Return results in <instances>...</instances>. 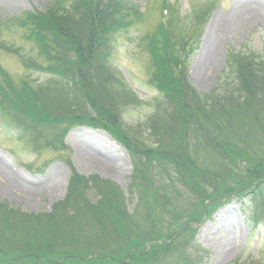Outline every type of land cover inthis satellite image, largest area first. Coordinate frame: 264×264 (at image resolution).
Returning <instances> with one entry per match:
<instances>
[{
  "label": "trees",
  "instance_id": "trees-1",
  "mask_svg": "<svg viewBox=\"0 0 264 264\" xmlns=\"http://www.w3.org/2000/svg\"><path fill=\"white\" fill-rule=\"evenodd\" d=\"M108 1L65 0L61 8L28 13L19 20L25 41L41 58L37 61L21 56L22 63L50 80L33 87L24 78L13 80L0 66V111L5 116V110L11 112L7 104L19 107L17 102L29 100L38 113L35 119L30 116L32 120L26 121L34 129V139L28 140L34 149L39 147L38 138L43 134L40 128L55 126L56 119L109 133L136 166L131 192L145 194V200L151 194L152 202L160 204V220L152 228L137 231L135 240H124L130 264H169L171 257L176 256L180 264H193L184 253L166 249L169 242L174 245L181 238L182 230L172 226L165 231V227L175 220V225L177 221L180 225L188 218L200 222L205 211L199 216L195 212L185 217L170 216L176 214L171 211L177 205L172 197H179L181 192L170 187V183L179 182L196 205L209 200L207 217L213 214L217 201L250 192L254 198L252 221L264 225V193L259 189L264 187V72L258 70L260 65L234 54L233 82L238 87L231 88V81L224 93L215 92L204 98L190 85L184 70L174 76L176 49L171 42V29L169 32L161 23L158 33L148 38L155 68L151 82L169 100L174 122L151 146L121 125L119 93L110 83L115 72L105 67V47L109 46L107 36L116 31V21L131 23L134 17L128 21L130 16L120 13L124 3L107 5ZM125 9L129 12L128 6ZM180 54L186 58L188 52ZM43 62L47 64L44 66ZM21 90L31 92V98H22ZM15 117L24 123V117ZM172 170L175 177L169 173ZM91 180L73 175L68 195L51 214H23L0 204V264H121L119 259L103 258L107 231L101 224L105 220L117 227L112 217L119 221L125 217L124 194L113 182L97 176ZM89 182L103 196L99 202L103 221L93 220L89 202L83 197L82 189ZM46 250L57 252L59 257L30 259V252L40 254Z\"/></svg>",
  "mask_w": 264,
  "mask_h": 264
},
{
  "label": "rangeland",
  "instance_id": "rangeland-1",
  "mask_svg": "<svg viewBox=\"0 0 264 264\" xmlns=\"http://www.w3.org/2000/svg\"><path fill=\"white\" fill-rule=\"evenodd\" d=\"M18 1L20 3L16 4ZM64 1L0 0V44H4L0 47V66L13 80L24 78L33 87L50 80L46 74L28 69L22 63L21 56L37 61L41 58L25 41L18 22L28 13H46L55 7L61 8ZM256 1L262 10H243L249 7L248 0H109L107 5L124 3L120 13L129 15L128 21L134 17L131 23L118 24L116 21V31L107 36L109 46L105 47L104 63L107 69L115 72L110 83L119 93L123 128L137 133L141 141L154 146L158 135L174 122L170 117L169 100L151 82L155 68L148 38L158 33L161 23L169 32L171 29V42L176 49L174 76L178 77L184 70L190 85L204 98L215 92L224 93L231 81V88L238 87L236 81L233 82L234 54L244 56L242 58L248 59V63L260 65L258 70L264 72V0ZM127 6L129 12L125 9ZM125 18L126 15L124 21ZM180 51L182 55L188 52L186 58L181 57ZM46 64L43 62L44 66ZM31 95V92L21 90L22 98H31ZM23 101L17 102L19 107L7 104L11 112L5 110V116L0 111V168L18 182L17 187H5L0 172V204L23 214L47 215L68 195L73 175L90 181L97 176L113 182L124 194L126 205L125 217L120 221L112 217L117 227L106 224L99 206L103 196L95 184L89 182L82 189L83 197L89 202L93 220H104L101 225L107 231L104 245L107 251L103 252V258L130 264L125 255L128 249H124L127 244L124 240H135L137 231L152 228L156 220H160V204L152 202L151 194L145 200V194L130 190L135 166L130 155L109 133L61 119H56L53 127L40 128L43 134L38 138L39 147L34 149L28 142L34 139V129L26 121L35 119L38 113L29 100ZM71 115L83 116L80 113ZM15 116L24 117V123ZM169 173L174 176L173 170ZM172 186L181 192L179 197L177 194L172 197L176 198L177 205H173L171 211L176 214L170 216L185 217L192 212L199 216L203 211L205 216L197 223L192 222L194 218H188L180 225L179 221L175 225L176 220L172 225L167 224L165 231L173 226L180 228L182 235L174 245L169 242L166 249L177 251L176 254L184 253L193 264H264V225L252 221V193L217 201L213 214L207 217L209 200L196 205V200L186 195L179 182L176 185L170 183ZM259 189L264 193V187ZM256 193L259 199V192ZM30 253V259L35 260L39 256L59 257L57 252L50 250ZM168 263L180 264L177 256L171 257Z\"/></svg>",
  "mask_w": 264,
  "mask_h": 264
},
{
  "label": "bare ground",
  "instance_id": "bare-ground-1",
  "mask_svg": "<svg viewBox=\"0 0 264 264\" xmlns=\"http://www.w3.org/2000/svg\"><path fill=\"white\" fill-rule=\"evenodd\" d=\"M20 1L16 2V4H19ZM248 4H249V7H244V9L246 10H253V11H256L258 10L257 8H259V11L262 10L261 6L259 5V3H257L256 0H248ZM0 172L2 173V176H3V179H4V182H5V187L8 188V185L11 186V187H17V181L14 179L13 176L9 175L8 173L4 172L1 168H0ZM29 182V181H28ZM10 188V187H9Z\"/></svg>",
  "mask_w": 264,
  "mask_h": 264
}]
</instances>
